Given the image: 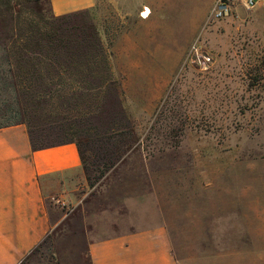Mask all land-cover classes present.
I'll use <instances>...</instances> for the list:
<instances>
[{"label":"rangeland","instance_id":"obj_1","mask_svg":"<svg viewBox=\"0 0 264 264\" xmlns=\"http://www.w3.org/2000/svg\"><path fill=\"white\" fill-rule=\"evenodd\" d=\"M3 1L0 64L64 71V83L29 86L18 70V99L38 143L81 144L83 201L101 196L118 227L166 223L180 264H264V0L221 19L216 0H97L85 17L99 45L58 64L17 41L36 35L35 2L11 11ZM79 68L93 76L78 79ZM21 264L61 263L49 238Z\"/></svg>","mask_w":264,"mask_h":264},{"label":"crops","instance_id":"obj_2","mask_svg":"<svg viewBox=\"0 0 264 264\" xmlns=\"http://www.w3.org/2000/svg\"><path fill=\"white\" fill-rule=\"evenodd\" d=\"M49 4L59 16L93 9L97 0ZM151 12L146 7L143 19ZM86 184L77 142L35 148L27 123L0 127V264H21L49 238L61 264H180L166 223L118 227L101 196L83 201ZM69 202L80 209L65 211Z\"/></svg>","mask_w":264,"mask_h":264},{"label":"trees","instance_id":"obj_3","mask_svg":"<svg viewBox=\"0 0 264 264\" xmlns=\"http://www.w3.org/2000/svg\"><path fill=\"white\" fill-rule=\"evenodd\" d=\"M32 1L35 2V5L38 8V14L36 15L37 20L34 18L32 19L34 22L31 23V26L36 30V35L33 38L30 36H21V40H17L24 53L36 52L41 55L47 54L50 59H53L51 61H53L54 64H58L59 62H56V60L65 56H67L70 61L73 59L81 61L83 57L88 54V47L90 45H99L96 41H99L100 38L97 25L94 22L89 23V18L85 17V14L93 9L79 10L59 16L53 14V18L45 19L46 16L44 14L46 12L43 6L44 0ZM46 1L49 2V0ZM3 2L5 3L6 10L11 11L17 5L22 6L24 4L22 0H4ZM40 21L43 23L41 24ZM44 23L45 25H43ZM101 54L106 60L107 53L104 52L103 49L101 50ZM27 60L29 61V59ZM75 64L78 63L76 62ZM22 68L27 69L28 72L30 71V76H33V80L29 82V86H33L35 82L45 83L49 81L45 79V77L48 76H52V78L57 77L56 80H58V84H61L62 82L64 83L65 80V75L63 74L64 71H51L52 68H54V65L52 64H0V127L16 123H27L35 148L75 141L81 148L83 161L85 162V153L83 152L82 146L75 139H63L49 144L37 142L34 131L26 120L23 109L20 108V99H18L20 87L23 86L21 79H18V70ZM79 69L81 70V68ZM80 70H77L76 73H74V76L78 79L86 80L87 77L93 76L84 70H81L80 72ZM46 96L48 95L38 94L33 97V99H46ZM104 171L105 170H103L102 173Z\"/></svg>","mask_w":264,"mask_h":264},{"label":"built area","instance_id":"obj_4","mask_svg":"<svg viewBox=\"0 0 264 264\" xmlns=\"http://www.w3.org/2000/svg\"><path fill=\"white\" fill-rule=\"evenodd\" d=\"M263 0H216L213 12L214 19H221L228 16L236 8L237 5H242L247 9L255 8ZM195 54L198 58L202 57L203 62L210 61V57L199 54L198 49L195 48Z\"/></svg>","mask_w":264,"mask_h":264}]
</instances>
